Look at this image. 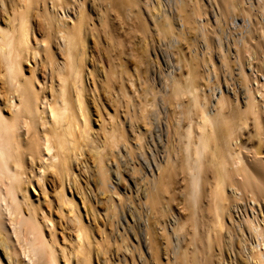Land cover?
<instances>
[{
	"label": "bare ground",
	"instance_id": "6f19581e",
	"mask_svg": "<svg viewBox=\"0 0 264 264\" xmlns=\"http://www.w3.org/2000/svg\"><path fill=\"white\" fill-rule=\"evenodd\" d=\"M94 1L0 0V264H264V0Z\"/></svg>",
	"mask_w": 264,
	"mask_h": 264
},
{
	"label": "rangeland",
	"instance_id": "374dc122",
	"mask_svg": "<svg viewBox=\"0 0 264 264\" xmlns=\"http://www.w3.org/2000/svg\"><path fill=\"white\" fill-rule=\"evenodd\" d=\"M95 2H97V1H94V0H90V5L91 4H94ZM96 4V3H95ZM63 16H67V19L68 20H70V18L71 17H73L74 16V10L73 9H69V10H66V12H60ZM240 19V23H242V21H241V17L239 18ZM217 29H219V28H217ZM233 29H234V31H233ZM237 29V28H236ZM232 32H234V34H236L237 32L235 31V27H233L232 28ZM218 33H220V31H217V33L216 34H218ZM121 35V34H120ZM91 50H93V49H91ZM250 55L248 54V56L246 55V59H247V61L249 60V61H251L252 60V58H251V56L249 57ZM251 58V59H250ZM152 60L154 59L153 57L151 58ZM99 66H101L100 64H99ZM98 66V67H99ZM235 73H237V70H236V72ZM263 79V78H262ZM95 119V118H94ZM95 123V122H94ZM94 127L96 126L95 124L93 125ZM96 132H94L93 133V136L95 137L96 136V134H95ZM243 140L245 141V142H247V144H251L250 142L251 141H249V140H246V136H244V138H243ZM87 151V152H86ZM88 153V154H87ZM87 157H86V156ZM83 161H86V163H87V165H88V167H92V168H94L93 166V164H92V159H91V155L89 154V149L86 147L85 149H84V158H81ZM90 159V160H89ZM126 160H129V159H123V163L125 164V165H123V168H125V167H132V162H134L133 160H129V161H127L126 162ZM125 161V162H124ZM128 163V164H127ZM82 165V164H81ZM76 166V163H75V166L77 167V168H75V175L73 176V178L72 179H74V177H76V175L77 174H80L79 173V170L80 169H83V166L84 167H86V165L84 164V162H83V165L82 166ZM79 167H81L80 169H79ZM91 169V168H90ZM82 171L83 170H80V172L82 173ZM94 175L93 173H91L90 172V175ZM87 175V177L89 176V174L87 173L86 174ZM92 175H91V179H92ZM85 176V175H84ZM77 180H79V178L77 177ZM80 182L81 183H83L84 182V180H83V178L80 180ZM35 184H36V182H35ZM68 185H67V187L69 186V183H67ZM49 186H51V185H49ZM48 186V187H49ZM93 189V190H92ZM96 188H95V186H94V183L92 182V184L89 186V190L87 191V193H88V196L90 197V201L92 202V204L93 205H95L94 203H95V200H94V196H92V195H94L92 192L95 190ZM67 190L69 191V192H71L72 191V193H73V191H75V189L73 188V190L71 189L70 190V188H67ZM122 190V189H121ZM39 191V192H38ZM49 192H50V194L52 195L53 194V189L51 188V187H49ZM121 193H123V191H120ZM30 193H31V195H32V197L33 198H41L42 200L44 199V197L42 196L43 195V193H41V191L40 190H35L33 187H31L30 188ZM109 195V194H108ZM111 195V194H110ZM109 195V196H110ZM75 196H76V199H78V203L80 204V207H81V210H82V212H83V214H84V216H85V220L88 222V224H90V225H92V224H94V226L96 225L97 226V224H98V226H99V223L103 220L104 221V223H105V226H106V230H107V232H108V234L110 235V237H112V244H113V246H112V249H113V254L114 253H116V243L114 242V240L116 239V240H118V242H120L119 244H121L122 246H124V244L126 243V237L124 236V237H122V234L124 233V231H123V229H125V227L127 226V229H128V231H129V233H128V235H129V238H132L133 239V235H132V233H133V229H132V225H131V223H130V225L132 226H128L127 224H126V222L123 220V219H121L122 218V216L124 217V213H125V215L128 217V219H130V217H129V215H130V213H132L133 214V212H134V214H135V216H139L140 215V211L139 210H137V209H135V207L134 206H137L136 204H138L137 202H136V200H134V201H132V200H125L122 204H120V205H118V207H117V213L115 212V211H112V209H110L109 208V210H104V211H102L101 209H107V205H106V207H105V205H103V204H99V203H96V208L98 209V210H100V211H98V214L96 215V214H94V213H92L91 211H89V212H87L88 211V209H87V207H85V209H84V206L85 205H83V200H81V196L80 195H77V194H75ZM98 198L99 199H104V197H103V195L100 193V192H98ZM119 199V197L116 195H114V199L116 200V201H118V199ZM133 203V205L131 204V207H129V204L131 203V202ZM135 202V203H134ZM100 205V206H99ZM103 205V206H102ZM121 208H122V210H121ZM130 209H133L132 211L130 210ZM135 209V210H134ZM130 210V211H129ZM137 211H139V212H137ZM100 212V213H99ZM124 212V213H123ZM88 213V214H87ZM114 213V214H113ZM137 213V214H136ZM139 213V214H138ZM93 214V215H92ZM117 215V217L116 216H114V215ZM108 215V216H107ZM110 215V216H109ZM121 215V216H120ZM72 217V215H69L68 217ZM93 216H94V218H93ZM114 216V217H113ZM96 217V218H95ZM106 218V219H105ZM61 219V218H60ZM111 219V220H110ZM113 219V220H112ZM117 219V220H116ZM109 220V221H108ZM61 221V223H64L65 224V222H66V218H62V220H60ZM69 221V220H68ZM94 221H96V223L94 222ZM120 221V223H121V226H120V229L118 230V228L119 227H117L118 226V222ZM188 224H190V222H188ZM66 225V224H65ZM115 225V226H114ZM61 227V226H60ZM124 227V228H123ZM123 228V229H122ZM96 229V228H95ZM116 229V230H115ZM131 229H132V231H131ZM116 231V232H115ZM56 233H57V236L59 237V239L61 240V239H63V236L64 235H67L68 237H69V234H70V232H69V230H64L63 229V232H62V228H58L57 229V231H56ZM115 236V237H114ZM125 238V239H124ZM123 240V241H122ZM124 241H125V243H124ZM61 242L62 243H64L63 242V240H61ZM115 243V244H114ZM123 243V244H122ZM65 244L66 245H68V242L66 243L65 242ZM111 244V245H112ZM124 251V250H123ZM129 253V254H128ZM127 255H128V257H130V251L128 250L127 251ZM120 256H123V252L122 251H119V257ZM113 259H115L114 258V255H113V257H112ZM95 263H96V260L94 261ZM114 260H113V264H114ZM115 264H118L117 262H115ZM120 264H126L125 262H123V260L120 262Z\"/></svg>",
	"mask_w": 264,
	"mask_h": 264
}]
</instances>
